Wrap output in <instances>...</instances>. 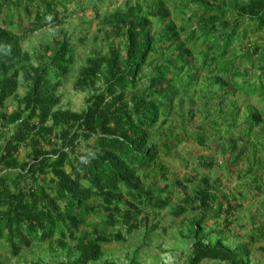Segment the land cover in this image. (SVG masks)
Here are the masks:
<instances>
[{
	"label": "trees",
	"instance_id": "16d2710c",
	"mask_svg": "<svg viewBox=\"0 0 264 264\" xmlns=\"http://www.w3.org/2000/svg\"><path fill=\"white\" fill-rule=\"evenodd\" d=\"M89 9L108 49L92 51L79 69L74 89L90 93L86 108L62 110L77 44L60 30L34 64L22 40ZM263 32L264 0H0V250L19 257L47 243L56 257L49 264H99L106 246L141 228L154 232L149 211L171 205L169 186L157 180L168 175L161 159L185 140L176 131L204 147L227 145L228 170L244 163L247 195L264 203ZM237 94L259 106L245 104L240 115ZM196 106L204 119L191 133ZM24 148L27 163L18 158ZM185 183L175 180L183 199L172 214L186 227V264H258L264 226L252 221L247 235H235L237 196L220 179L203 176L192 191ZM223 215V227L207 229Z\"/></svg>",
	"mask_w": 264,
	"mask_h": 264
},
{
	"label": "rangeland",
	"instance_id": "374dc122",
	"mask_svg": "<svg viewBox=\"0 0 264 264\" xmlns=\"http://www.w3.org/2000/svg\"><path fill=\"white\" fill-rule=\"evenodd\" d=\"M122 1L105 6L99 11L100 18L111 12L116 6L122 5ZM93 10L79 13L65 21L61 27H46L32 35H27L22 40V47L36 64L38 52L44 43H50L57 37L60 30L66 32L74 43L77 44L75 51V65L72 74L64 79L63 87L60 89L61 95L60 108L62 110H72L80 112L86 108V101L89 97L88 91H76L74 83L79 74V69L85 65L86 58L92 51L107 52L108 41L101 36L100 18ZM264 44V32L261 34ZM85 39L84 44H78L77 40ZM261 43V44H262ZM200 90V87L197 89ZM19 96L25 94V87L20 86L17 91ZM199 96L195 101L199 102ZM236 103L241 107L240 115H243L245 104L259 106V102L254 99H247L240 94L235 96ZM212 106V105H211ZM210 106V107H211ZM16 108V102H7V112L11 113ZM184 112L185 106H183ZM182 109V110H183ZM199 106L194 109V116L187 125L191 133H195L198 125L203 123V114L199 111ZM166 129V127H165ZM180 138L185 139L176 149L175 153L168 157H163L161 162L166 166L167 179L158 178V188L169 186L171 192V205L163 211H149L151 224L158 228L147 234L144 228L128 236L126 243H114L105 247V261H113L116 264H186L190 255L189 241L185 240L181 234L184 233L185 225L181 218H175L172 209L180 204L183 193L175 185V180H187L185 183L187 191L197 188L200 178L208 176L212 181L221 180V187L224 191L237 196L242 208L238 210L232 220L231 230L237 234L247 235L252 229V221H257L264 226V218L259 217L260 208L263 206L262 199H254L247 195V187H252V183L244 176V163H239L234 172L231 173L227 162L230 150L221 141L210 140L204 147L190 139L184 131H176ZM84 148V147H83ZM18 158L27 163L29 162L28 150L21 149ZM205 159V160H204ZM240 194H243L241 199ZM225 215L219 220H209L207 229L214 228L216 225L223 227ZM264 230V229H263ZM120 231L126 235L125 229ZM140 247L136 263H132L131 258L137 248ZM253 256L258 264H264V231L254 244ZM56 257L51 255L47 243H40L36 247L24 250L19 257H13L6 250H0V264H32L35 261H42L45 264L52 263ZM105 261L99 264H104Z\"/></svg>",
	"mask_w": 264,
	"mask_h": 264
}]
</instances>
